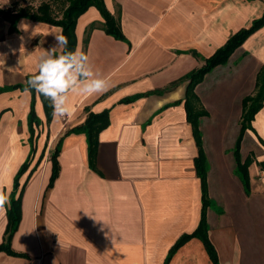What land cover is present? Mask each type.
<instances>
[{
    "label": "crops",
    "instance_id": "1",
    "mask_svg": "<svg viewBox=\"0 0 264 264\" xmlns=\"http://www.w3.org/2000/svg\"><path fill=\"white\" fill-rule=\"evenodd\" d=\"M51 0H0V9L31 11ZM126 42L102 30L90 7L76 22V47L89 57L96 78H107L102 95L69 94L72 115L47 122L35 94L32 154L19 180L21 218L0 264H164L169 249L197 228L201 186L198 149L184 108L186 81L233 34L260 18L264 0H103ZM59 7V10L57 9ZM61 28L0 13V90L25 84L38 71L44 50L56 46ZM195 52L197 56L190 52ZM58 49L56 55L61 54ZM264 66V26L228 61L207 73L194 94L207 116L198 121L207 163L208 238L219 264H264V100L244 131L240 159H249V192L235 173L233 148L242 101L253 95ZM174 83V85H172ZM159 91V94H149ZM143 95L130 103L122 101ZM31 93L0 92V186L6 194L28 158L27 116ZM109 110L100 132L95 170L83 134H69L88 113ZM214 115V116H212ZM216 122L213 124L212 120ZM62 140L59 174L48 187L51 155ZM7 227L0 212V245ZM168 264H212L201 241L190 239Z\"/></svg>",
    "mask_w": 264,
    "mask_h": 264
},
{
    "label": "trees",
    "instance_id": "2",
    "mask_svg": "<svg viewBox=\"0 0 264 264\" xmlns=\"http://www.w3.org/2000/svg\"><path fill=\"white\" fill-rule=\"evenodd\" d=\"M55 2H60L62 5L61 17L56 18L53 15L52 7L50 1H43L34 11L30 9H19L15 13L10 11H3L0 9V13L8 20H11L15 24L20 18H29L35 21L46 22L48 24L58 26L61 28V35H65L68 38V45L66 49L62 51H75L76 47V37H75V26L77 19L87 11L90 7L96 8L102 19V30L107 34L112 36L114 39L126 42L124 38L119 23L114 19L111 14L105 9L103 0H51ZM264 26V11L260 18L254 20L250 27L247 29H241L235 34H233L226 43L218 48L211 56L204 59V64L196 69L192 70L186 74L181 81L187 82L186 92H185V102L184 108L186 112V119L192 127V132L194 140L198 149V155L194 159L196 175L200 180L201 186V213L200 220L197 228L191 234L182 235L174 245L169 249V252L165 258L164 264H168L176 251L183 246L190 239L196 238L203 244L205 251L212 264H219L218 256L214 246L211 244L208 238V225L206 220V210L209 207L211 201L208 198L207 193V163L202 150V140L201 133L198 129V121L201 117L207 116V112L201 107L197 96L194 94V88L196 85L202 82L204 76L211 72L215 67L225 64L232 53L240 47L243 42L256 30ZM192 55H198L191 51ZM30 77L27 78V80ZM26 80V82H27ZM11 86L0 90V92H5L14 89L24 90L27 84ZM174 85V83L172 84ZM32 100L30 104V111L27 116V124L29 130L28 143L31 146V150L28 158L20 166L17 174L13 180V187L11 191V206L7 207V227L5 230V236L3 244L0 245V251H4L7 254L15 255L10 250V242L13 234L16 232L20 218H21V199L20 194H17L19 189V179L25 173L30 162V155L32 154V144L34 140V128L33 126L39 125V120L35 114V94L36 92L32 90L31 92ZM161 92L155 91L149 94H159ZM143 95L133 96L131 98L125 99L123 103H130L138 99ZM46 115L47 122H50L53 109L50 105V101L43 96L39 95ZM264 100V66L261 67L256 75L255 90L253 95L247 96L242 101V115L240 120V132L238 138L235 142L233 148V156L236 163L235 173L241 180V183L245 189V192H249V175L248 166L250 160L247 159L244 162L241 161L239 151L240 144L244 131L250 129L251 121L255 113L259 110ZM109 125V110H104L101 113H88L84 123L69 131V134H83L85 136L87 144V159L88 165L91 170H95V158L98 146V136L102 130H104ZM62 140L58 143L54 152L51 155L52 172L48 187L51 188L58 177L59 174V164H58V154L61 150ZM258 167L261 172L264 173V161L258 163Z\"/></svg>",
    "mask_w": 264,
    "mask_h": 264
},
{
    "label": "clouds",
    "instance_id": "3",
    "mask_svg": "<svg viewBox=\"0 0 264 264\" xmlns=\"http://www.w3.org/2000/svg\"><path fill=\"white\" fill-rule=\"evenodd\" d=\"M55 35L57 44L51 50H44L39 57L38 71L26 82L25 93L34 90L38 95L50 101L53 116L69 117L72 109L69 94L80 96L102 95L110 87L107 78H96L89 64V57L80 49L62 51L67 48L68 38L65 35ZM11 206V194L0 186V212Z\"/></svg>",
    "mask_w": 264,
    "mask_h": 264
},
{
    "label": "rangeland",
    "instance_id": "4",
    "mask_svg": "<svg viewBox=\"0 0 264 264\" xmlns=\"http://www.w3.org/2000/svg\"><path fill=\"white\" fill-rule=\"evenodd\" d=\"M57 9L59 10V7H57ZM212 116H214V115H212ZM211 120H212L213 124H215L216 121H215L214 119H211ZM28 167H29V166H28ZM28 167H27L26 171L28 170ZM26 171H25V172H26ZM24 174H25V173H23V175H24ZM23 175H22V176H23ZM22 176H21V177H22ZM19 180H20V179H19ZM18 184H19V182H18ZM11 191H12V190H11ZM10 193H11V192H10ZM17 194H20V195H21V189H20V190L18 189ZM6 209H7V206H6Z\"/></svg>",
    "mask_w": 264,
    "mask_h": 264
}]
</instances>
